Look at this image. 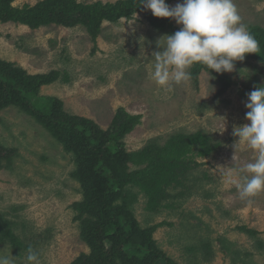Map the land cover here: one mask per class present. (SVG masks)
<instances>
[{
  "label": "rangeland",
  "instance_id": "374dc122",
  "mask_svg": "<svg viewBox=\"0 0 264 264\" xmlns=\"http://www.w3.org/2000/svg\"><path fill=\"white\" fill-rule=\"evenodd\" d=\"M177 3L183 0H172L170 6ZM234 3L248 28L264 27V0ZM150 15L144 9L129 20L106 21L96 42L82 26L31 29L0 21V59L30 74L66 72L70 82L44 85L39 97L60 98L68 113L92 119L104 129L120 107L140 114L141 123L124 139L128 151L151 141L163 145L178 132L203 131L220 141L211 156L198 158L202 164L188 173L185 186L173 190L171 207L150 211L146 198L139 195L135 216L144 228L168 223L153 236L179 264H264V192L249 205L230 182L236 170L255 157L244 145L235 149L233 127L250 123L245 119L247 94L264 85V63L235 61L233 71L226 72L234 84L222 94L218 75L202 70L198 80L193 79L194 65L187 82L161 88L149 73L153 53L161 50L158 43L164 44L159 40L169 34L154 27ZM0 144L14 151L10 167L0 169V231L10 228L23 244L16 249L0 232V250L11 253L15 264H25L29 246L39 253L41 264H70L81 253H89L72 208L83 199L81 185L72 176L74 155L18 105L0 111ZM240 226L257 234L251 236Z\"/></svg>",
  "mask_w": 264,
  "mask_h": 264
},
{
  "label": "trees",
  "instance_id": "16d2710c",
  "mask_svg": "<svg viewBox=\"0 0 264 264\" xmlns=\"http://www.w3.org/2000/svg\"><path fill=\"white\" fill-rule=\"evenodd\" d=\"M16 1L0 0L1 22L24 24L31 29L82 26L94 42L104 22L129 20L144 10L140 0H40L22 6L16 5ZM171 1L166 3L170 6ZM149 18L154 27L169 35L180 28L171 18L153 15ZM248 29L258 42L259 51L245 58L264 63V27L251 25ZM202 70L210 71L194 64L195 81ZM210 72L221 81L219 94L234 84L226 73ZM56 81L67 83L70 77L57 69L30 74L14 62L0 59V111L11 105L20 106L74 155L76 168L72 176L81 185L83 199L75 201L72 208L91 251L81 253L70 264H179L158 246L153 236L158 227L168 223L142 227L135 216L134 204L143 195L150 211L171 207L170 198L176 196L173 190L185 186L188 173L202 164L198 158L211 156L221 142L213 141L203 131L178 132L163 145L151 141L137 151H128L124 139L141 123L140 114H131L120 107L110 126L104 129L92 119L68 113L60 98L39 97L42 86ZM13 155L14 151L0 144V169L10 167ZM238 228L251 236L257 234L246 226ZM0 232L16 249L23 247L10 228Z\"/></svg>",
  "mask_w": 264,
  "mask_h": 264
},
{
  "label": "clouds",
  "instance_id": "9594fccd",
  "mask_svg": "<svg viewBox=\"0 0 264 264\" xmlns=\"http://www.w3.org/2000/svg\"><path fill=\"white\" fill-rule=\"evenodd\" d=\"M140 6L154 17L171 18L180 26L174 34L163 36L159 41L164 40V44L157 42L161 50L153 53L149 78L161 88L187 82L194 64L223 74L233 71L235 61L259 51L234 0H183L174 7L166 0H140ZM245 107V119L250 123L233 127L235 149L244 145L255 157L237 169V176L230 182L237 187L239 198L251 205L253 198L264 192V85L247 94ZM240 173L246 175L241 177ZM24 259L25 264H41L39 253L31 246ZM0 264H15V258L2 249Z\"/></svg>",
  "mask_w": 264,
  "mask_h": 264
}]
</instances>
